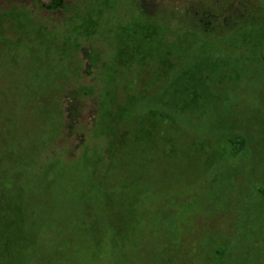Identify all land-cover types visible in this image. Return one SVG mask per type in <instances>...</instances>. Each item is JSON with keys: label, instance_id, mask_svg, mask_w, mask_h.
Masks as SVG:
<instances>
[{"label": "rangeland", "instance_id": "rangeland-1", "mask_svg": "<svg viewBox=\"0 0 264 264\" xmlns=\"http://www.w3.org/2000/svg\"><path fill=\"white\" fill-rule=\"evenodd\" d=\"M104 9L100 0H0V252L30 264H149L146 253L150 264H264V168L218 144L222 104L205 102L213 86L204 82L203 101L186 114L154 106L166 85H148L150 68L132 85L133 103L127 75L109 78L111 37L133 14L181 34H251L259 43L232 53L250 56L236 62L242 79L261 75L244 101L263 115L264 0H115ZM252 146L264 149L258 138Z\"/></svg>", "mask_w": 264, "mask_h": 264}, {"label": "trees", "instance_id": "trees-1", "mask_svg": "<svg viewBox=\"0 0 264 264\" xmlns=\"http://www.w3.org/2000/svg\"><path fill=\"white\" fill-rule=\"evenodd\" d=\"M100 1L102 7L105 8L104 10L115 2V0ZM81 17L80 19V14L77 15V18L82 22L78 27L83 34L90 36L94 27L89 22L90 20L86 19V15ZM87 26L90 27L87 28ZM182 30L185 29L175 28L172 30L170 25L163 24L154 17H144L138 13L133 14L129 21L120 26L111 37L112 64L114 68L111 71L113 74H109L110 84L118 76L121 77L123 74L125 77L127 75L130 91H126L129 99L132 100L131 103H133L134 96L137 94L132 85L135 84L137 79L141 78L142 73L150 68L147 71L148 77L151 79L148 81V85H166L162 89L159 88L154 94V106H160L164 110L169 108L177 109L181 113L185 112L187 114L189 108H191V103L195 104L197 109L199 103L203 101V97H205L203 96V85L204 82H209L214 88V93L207 94L205 102L211 104L209 107L217 111L218 102L220 101L223 109L222 116L216 118L215 121V127L218 130V136H220L218 144L221 146L224 144V146L228 147V156L236 158L241 155V158L256 159V161L260 162V169L264 168V149L260 151L252 146L254 138H258L259 141L264 143V114L261 115L258 106L244 101L250 95L246 93L248 87L251 84L256 85L254 81L262 77L253 70L250 72L251 76L242 79L241 77L243 76L238 73L240 68L236 65V62L240 57L249 59L250 56L247 53H242L237 57L233 56L232 53L236 48H239L237 45H241V49L247 51L248 46L254 47L259 42L254 41L250 36L251 34L247 35L245 33L240 34L236 38H214L191 30H188L191 31L190 34H181ZM249 36L250 38H247ZM16 47L17 45H15ZM172 49L180 52V54H177V59L171 58ZM217 49L223 51L228 49V51L225 50L224 56L212 53V50ZM7 56L10 59L13 57L11 53ZM5 58L7 57L5 56ZM181 60L182 64L181 68H179L177 64ZM7 62L10 61L7 60ZM175 67V76L169 79L171 77L170 71ZM169 72L170 75L168 74ZM205 72L206 76L203 81V73ZM211 72H216L219 77L216 80L215 78L213 79L210 76ZM261 81L263 83L262 89H264V80L261 79ZM109 98H111L110 101L115 102L110 95ZM262 100L260 99L259 101ZM239 106L244 109L243 113L238 112L237 108ZM124 111L123 108L118 110L117 116L122 115ZM131 118L133 119L132 115L128 118V121ZM192 118L198 122L203 121V116ZM48 214L52 215L49 211L46 215ZM45 218L46 216L38 224L37 239L40 231H44L47 227ZM36 237L35 241H37ZM24 239L26 238L24 237ZM24 239L21 237L20 241H26ZM3 250L5 253L1 250L0 264H30L28 259L23 260L18 257L17 255L19 254L10 253L7 247H4ZM15 250L16 247L12 249V252H16ZM23 250L27 249L24 247ZM28 250L30 251L31 249L29 248ZM33 250L34 248H32ZM164 252V255L167 256L168 248H165ZM145 258L150 264V254L146 253Z\"/></svg>", "mask_w": 264, "mask_h": 264}]
</instances>
